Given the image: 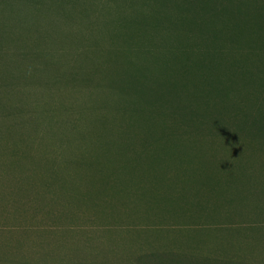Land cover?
Here are the masks:
<instances>
[{
    "label": "rangeland",
    "instance_id": "1",
    "mask_svg": "<svg viewBox=\"0 0 264 264\" xmlns=\"http://www.w3.org/2000/svg\"><path fill=\"white\" fill-rule=\"evenodd\" d=\"M0 264H264V0H0Z\"/></svg>",
    "mask_w": 264,
    "mask_h": 264
}]
</instances>
